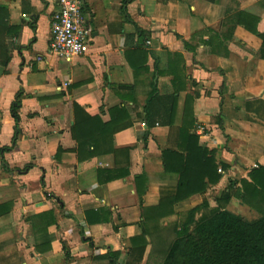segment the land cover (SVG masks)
<instances>
[{"label":"crops","instance_id":"1","mask_svg":"<svg viewBox=\"0 0 264 264\" xmlns=\"http://www.w3.org/2000/svg\"><path fill=\"white\" fill-rule=\"evenodd\" d=\"M84 1L91 41L68 62L52 0H0V264H161L191 211L264 167V0ZM165 151L188 170L177 200Z\"/></svg>","mask_w":264,"mask_h":264},{"label":"trees","instance_id":"2","mask_svg":"<svg viewBox=\"0 0 264 264\" xmlns=\"http://www.w3.org/2000/svg\"><path fill=\"white\" fill-rule=\"evenodd\" d=\"M238 20L246 29L254 31L253 24L257 20L254 16L240 13ZM260 37L264 40V35H260ZM156 94L151 96L146 108L147 124L151 126L149 120L151 109L160 99ZM175 97L174 94L171 99L175 101ZM19 104L20 101L17 99L16 105L11 110L12 117L17 124L19 122L17 114ZM120 110L117 109L114 113L116 114ZM90 124H93V120H87L75 128L74 138L80 147L88 141V137L83 133V126L87 127ZM192 139L195 141L194 149L207 153V150L198 146V138L193 137ZM164 154L165 157L167 156L166 160L170 161L166 164L169 171L179 172L171 164L175 153L165 151ZM207 170L210 171L209 180L216 179V177H212V172L216 171L214 167L208 164ZM187 171L185 169L179 172L181 182L175 200L180 199L182 195L184 183L182 176ZM249 177L251 181L243 179L235 192L229 190L217 198V208L210 215L203 216L202 219L195 222L193 216L197 209L191 211L190 218L180 230L176 231V238L170 244L161 264H264V167L253 169L249 173ZM231 186H236V184L231 183ZM233 196L238 197L244 205L258 211L261 214L260 218L249 221L244 216L229 210L228 207ZM154 209L158 210V208ZM193 223L195 226L190 230Z\"/></svg>","mask_w":264,"mask_h":264},{"label":"built area","instance_id":"3","mask_svg":"<svg viewBox=\"0 0 264 264\" xmlns=\"http://www.w3.org/2000/svg\"><path fill=\"white\" fill-rule=\"evenodd\" d=\"M58 10L51 22L50 53L71 62L85 54L91 30L85 17L84 0H52ZM253 169L259 165L253 164ZM222 173V169H218Z\"/></svg>","mask_w":264,"mask_h":264},{"label":"rangeland","instance_id":"4","mask_svg":"<svg viewBox=\"0 0 264 264\" xmlns=\"http://www.w3.org/2000/svg\"><path fill=\"white\" fill-rule=\"evenodd\" d=\"M239 203L241 202H235L234 204H232L231 206V210L234 212H238L241 214V216H244L247 220L249 221H255L258 220L261 216V214H259L258 211H256L255 209H252L249 206L246 205H241Z\"/></svg>","mask_w":264,"mask_h":264}]
</instances>
